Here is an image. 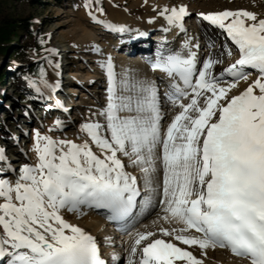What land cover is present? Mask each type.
I'll return each mask as SVG.
<instances>
[{"label":"snow or ice","instance_id":"1","mask_svg":"<svg viewBox=\"0 0 264 264\" xmlns=\"http://www.w3.org/2000/svg\"><path fill=\"white\" fill-rule=\"evenodd\" d=\"M84 6L91 9V0ZM188 14L183 3L158 12L185 33ZM198 16L225 36L222 51L201 56L199 40L193 44L187 35L181 47L161 51L151 67L167 78L163 97L152 81L126 70L118 75L109 54L98 61L107 77L105 103L89 110L76 139L34 130L35 160L18 170L0 149L2 264L120 260L63 215L84 209L105 210L127 233L123 264H204L207 251L217 248L264 264V16L227 8ZM234 50L237 58L216 71ZM26 79L42 97L60 86L43 68ZM162 99L171 105L170 118ZM54 124L64 127L59 119ZM157 206L151 228L135 227ZM103 242L114 243L108 236Z\"/></svg>","mask_w":264,"mask_h":264},{"label":"rangeland","instance_id":"2","mask_svg":"<svg viewBox=\"0 0 264 264\" xmlns=\"http://www.w3.org/2000/svg\"><path fill=\"white\" fill-rule=\"evenodd\" d=\"M176 1L171 0L170 2L175 5ZM231 1L229 2L231 3ZM255 1L233 0V4L246 6L258 16H264V0H257L256 3ZM91 2L93 6L88 9L84 6V0H0V23L7 18H22L23 20L26 19L25 21L28 19V24L30 22L37 24L35 34L44 38L45 46L38 51L35 49L29 50L30 56L38 60V67L41 65L40 69L45 70L46 78L50 83H56L57 80L59 82L61 79L60 86L54 92V96L55 99L60 101L62 107L67 109L64 112L57 108V110H54V104L50 100H46L50 96L49 93L46 92L42 97L29 83L26 76L20 73L18 66H22L26 60L24 62L20 58L13 65V68H9L7 65L12 60V51L5 54L0 53V69L2 72V75H0V149L4 151L8 161L17 170L20 165L32 162L30 146L33 144L34 130L44 134L57 133L54 122L59 119L64 124L60 131L71 130L77 132L79 123L87 117L89 110L96 111L105 103V93L101 92L97 96V91L93 90L95 82H93V78H90L91 75H88L89 72L93 74V72L98 71L100 76L105 79L103 74L105 72L98 63V61L106 58L105 49L99 57H92L95 46L93 40L90 37L82 38V32L78 25V23L87 24V20L83 17L89 11L95 14L98 13L96 11V0H91ZM132 2L133 0H123L120 4L124 7ZM228 5L232 6L231 4ZM99 6L102 7L104 14H109L106 0L99 2ZM147 12L148 10L143 5L130 9V13L134 16H140ZM196 17H198L196 12H192L188 17L190 27L193 30L195 26L197 28V23H199ZM202 27L205 30L207 28L206 26ZM211 28H207V32L213 33ZM19 30L17 37H12L10 45L24 46V43L29 40V32L23 27ZM214 35L215 37L211 38V42L220 47L222 43L217 40V32ZM152 36L150 33L145 38ZM203 45H205V42L201 44V46ZM53 48L57 50L55 54L48 51ZM218 51H222V49L220 48ZM49 58L59 61V66L53 67L50 65ZM229 58V56L224 55L223 63L228 61ZM94 59L97 60L92 62ZM61 63L64 64L62 69L59 68ZM3 67H7L6 70ZM16 67L17 69L13 70ZM221 67L222 65H217L216 71L220 70ZM55 69H57L56 72H54ZM59 70H62V78L61 76L54 77ZM57 77L58 79L55 80ZM157 82L161 83V79H158ZM164 90L166 91V88L160 90V92L163 94ZM44 101L47 102L44 103ZM46 105H52L51 109L46 110ZM164 107L170 109L171 105L162 99L161 108L165 109ZM42 110L48 112L44 113L43 116L37 115ZM167 118L168 116H166ZM69 122H72L71 127L68 126ZM155 216L154 213L151 220ZM218 257L217 255L211 256L206 259L207 262L205 261L204 264H219ZM235 258L239 260V257ZM243 262L239 264H245ZM118 264H123V262Z\"/></svg>","mask_w":264,"mask_h":264},{"label":"bare ground","instance_id":"3","mask_svg":"<svg viewBox=\"0 0 264 264\" xmlns=\"http://www.w3.org/2000/svg\"><path fill=\"white\" fill-rule=\"evenodd\" d=\"M170 1L169 0H133L131 4L125 5L123 7L120 4V2H123V0H106V5L109 9V14L98 12L95 14L97 19H93L92 16L89 15V13L84 15L83 18L87 20V24L82 25L78 23L79 29L82 32L81 37L82 38L90 37L93 40L94 45L99 46L101 50L100 52H96L93 50L94 53L92 57L94 58L99 57L102 51L105 49L106 57L109 54L111 55L113 65L115 67V71L118 75L123 70H126L131 75H134L139 79L152 81L153 83L156 84L160 95H163L162 92H160V90L167 88V84H166L167 78L159 70H154L151 67V61H154L157 58L160 51H164L165 53H167L165 50H175L181 47V41L185 40L186 35L194 38L192 40L193 44L196 43L197 39L199 40L200 45L203 42H205V45L197 49L198 53L201 56L207 55L209 51L216 53L220 49V47L218 46L212 48L209 47V43L212 41L211 38L213 37V33L207 32V30H205L202 27V26H208L207 22L203 21L202 18H200L199 16L196 17L197 18L196 20H198L199 22L197 28L195 26L193 30L190 27L188 17L190 14H192V12H196L198 14L200 12L219 11L225 8L231 10H236L241 8L252 11V9L247 8L246 6H241V5L236 6L235 4H233V0L231 1V3L229 2L230 0H177L175 5L179 6V4L181 3L187 5V9L189 13L184 18L183 21L184 29H186V33H185V31L180 30L174 26H169L167 24V21L164 19V17L158 15L161 6L163 5H168L169 7L172 6V3ZM228 4H231L232 6ZM140 5H143L148 10V12L140 16L132 15L130 13V9L136 8ZM150 17H155V19L150 20L149 19ZM165 28H167L168 31H165ZM211 30L216 31L218 29L213 27ZM150 33L153 36L149 38L148 37L145 38V36ZM157 39L159 40V42L155 44V41H157ZM135 49H138V51L134 52ZM234 53L236 55L235 56L232 55L229 61H225L222 64V67L227 66L228 63H231L234 59L237 58L238 53L235 50ZM96 60L97 59H94L92 60V62ZM250 71H252L254 78L256 73L251 69ZM103 74L105 76V79H103L100 76V73L98 71L93 72V74L90 72L88 73V75H91L90 78L91 79L93 78V82H95L93 90L97 91L96 93L98 94L97 96H99L101 92H104L106 96L107 77H106V73ZM158 79H161V83L157 82ZM241 86H243V84ZM52 99H55L54 93L49 97V100ZM53 103L57 104V106L58 105L60 106V103H57L56 99L54 100ZM59 108L61 112L65 111L61 107ZM49 109L51 108L50 107L46 108V110ZM162 111L167 113L168 108L162 109ZM170 115L171 113H168V118H170ZM28 118L31 119L30 116H28ZM71 125L72 122H69L68 126L71 127ZM47 134L52 135L54 137H63L66 135L68 138L71 139L77 138L75 135L76 132L71 130L57 131V133H47ZM30 155L32 156V162H33L35 160L33 144L30 146ZM129 170L135 171L134 169H129ZM157 211H159L158 206L156 211H153L151 214L141 218L139 220V223H137L135 227L140 228L142 225L148 224L151 228L152 227L151 217L154 213L156 214ZM63 215L70 222L76 223L77 225L83 227L90 234L94 235L98 241L103 240L105 236L111 237L114 243L108 244L106 254L109 255V258H110V254L113 251L122 254L120 263L123 262V259L126 257L127 254L126 249L128 247V235L126 232H121V230L117 228V226H114L112 222L107 219L106 216H102L100 213L90 209H84L83 215H79L64 210ZM165 226L168 225L165 224ZM190 250H192L194 254L199 255L198 248H190ZM215 255H217V257L219 256L217 260L219 264L220 263L239 264L244 260L243 258H238L239 260H237L235 258V255L232 254L227 249L217 248V249H209L207 251V254L203 257L204 263L206 259ZM244 262L246 264L245 260Z\"/></svg>","mask_w":264,"mask_h":264},{"label":"trees","instance_id":"4","mask_svg":"<svg viewBox=\"0 0 264 264\" xmlns=\"http://www.w3.org/2000/svg\"><path fill=\"white\" fill-rule=\"evenodd\" d=\"M101 3L102 0H99ZM22 18H7L2 23H0V53L5 54L8 51H12V60L8 63L7 66L9 68H13L16 62L21 58L26 60V64L22 66H18L20 73H23L26 77H37L40 72V66L38 67V60L36 58H31L29 50H40L45 46L44 38L39 37V35L35 34L37 24L35 22H30L28 24V19ZM27 30L30 34L29 40L24 43V46H13L10 45V41L12 37H17L16 35L19 33V29ZM43 41V43L41 42ZM6 70L7 67H3ZM17 67L13 70H16ZM0 75H2L0 69Z\"/></svg>","mask_w":264,"mask_h":264}]
</instances>
